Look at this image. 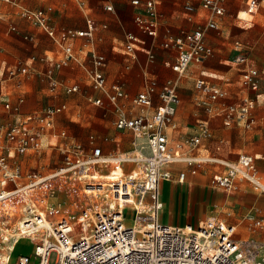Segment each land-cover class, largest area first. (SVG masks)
<instances>
[{
  "label": "built area",
  "instance_id": "built-area-1",
  "mask_svg": "<svg viewBox=\"0 0 264 264\" xmlns=\"http://www.w3.org/2000/svg\"><path fill=\"white\" fill-rule=\"evenodd\" d=\"M197 1L209 12L205 24L161 43L164 48L175 49L170 66L179 76L184 75L191 62H201L212 55V47L203 39L204 31L217 28L214 16L225 10L226 0ZM261 1L264 0H246V12L257 10ZM132 3L143 5V10L134 15L137 27L147 36H155L158 26L155 2L132 0ZM184 8L192 13L195 6L187 2ZM20 14L61 48V59L51 60L45 75L51 90L62 86L53 76V70L77 60L72 41L77 37H92L96 23L88 18L84 29H56L49 24L44 9L21 7ZM10 29L15 30V26ZM126 39L128 52L134 50L135 42L143 43L130 32L126 33ZM235 45L239 52L232 60L240 67L242 86L252 91L253 96L228 103L223 101L227 96L225 90L209 85L201 77L194 84L197 91L206 95V98L196 96L194 103L211 115L220 116L224 125L249 123L251 110L261 95L262 70L250 61L248 47L239 42ZM149 57H153L152 53ZM90 59L91 87L104 91L108 101L117 104L126 93L116 84L106 88L101 71L102 55L92 52ZM26 70L24 65L9 67L7 75L11 78ZM78 88L77 84L63 86L65 92ZM154 94L159 100L155 106ZM88 101L102 103L100 98L91 96ZM217 101L220 104L214 106ZM22 102V97L14 102L8 98L0 102V116L5 113L14 118L0 121V264H264V239L237 237L233 223L218 217L182 225L160 219L163 208L160 182H182L186 175L185 170L173 175L170 166L174 164L187 166L193 174L197 165H219L222 169L208 178L210 187L229 192L241 179L264 195V180L256 156L242 153L229 160L214 154H195L202 139L210 136L208 119L198 120L195 133L182 142L170 141L166 130L175 127L174 115L180 102L175 80L167 79L159 85L147 80L144 89L131 100L140 110L136 115L129 117L116 107L114 126L131 132L130 152L105 154L94 144L93 135L89 136V147L77 141H64V129L53 132V128L65 104L48 105L20 116ZM147 107L152 110L146 111ZM47 133L61 150L59 162L44 170L24 168L21 155L40 149ZM58 138L62 139L58 141ZM116 170L119 172L110 177ZM67 200L77 209L71 218L64 213ZM244 219L258 228L264 225L263 219L253 213H247ZM23 237L30 240L31 253L13 256L18 239Z\"/></svg>",
  "mask_w": 264,
  "mask_h": 264
},
{
  "label": "crops",
  "instance_id": "crops-1",
  "mask_svg": "<svg viewBox=\"0 0 264 264\" xmlns=\"http://www.w3.org/2000/svg\"><path fill=\"white\" fill-rule=\"evenodd\" d=\"M2 1L13 7L17 22L12 19L7 23V17L11 14V11L0 15V102L6 98L14 102L17 97H22L23 102L20 106V116L39 111L43 107L48 106L45 105L37 108L39 104L36 102V88L34 86L35 79L29 80V74L32 75V73H34L37 75L35 78L39 77L40 80L45 81L50 92H54L59 88L63 89V86L72 84H77L79 87L78 90H80L81 88L77 82L70 83L75 77H77V74L80 72V67L85 70L89 82V89L95 91V93H86L87 101L88 96L100 98L102 101L101 104H95L88 101L97 107H88L86 109L87 115H98L100 113L106 115L109 113V116L113 118L111 120L113 126H108V132L106 134L90 132L85 139H76L67 133L65 127L57 125L58 116L68 109L67 103L65 101H60L56 104H51H65V109L55 118L53 132L64 129L66 132L64 141H77L83 143L87 147H89V136L93 135L94 144L99 146L105 154L130 152L133 150L131 132L128 130H119L114 126V120L117 117L116 107L119 106L124 114L129 117L136 115L140 110L132 104L131 100L138 92L144 89L147 80H154L159 85L167 79H173L178 86L180 102L177 105L174 115L175 127H168L166 130L170 141L172 138H176L177 142H182L183 139L195 133L196 122L201 119L209 120L210 136L211 131L216 132L222 130L223 127L227 128L233 126V129L225 131L226 137L228 136L230 139L243 131V128L240 127V125L249 129L252 125V134L256 136L258 141V147L256 148L258 152H240L237 153L235 157H232L234 156L233 152L231 153L232 156L228 155L222 148L223 144L228 143V137L226 140L219 139L216 143L218 148L214 149L209 148V144L206 142L210 136L203 138L202 143L194 150V152L199 155H219L229 160L236 159L237 156L242 153L254 155L256 156L255 161L257 168L264 180V61H262V64L260 65L257 64L253 43L250 41L234 39L238 35V32L232 29V27L229 26V23L226 24L223 18L228 11L229 0H226L225 2V10L223 14L214 16L217 28H206L204 31L203 39L207 45L212 47V55L201 62H191L184 75L180 76L173 71L170 66L175 59V49L171 47L164 48L161 43L170 38L179 36L185 31L192 30L199 25L203 26L205 24L209 17V12L207 9L201 8L197 0H185L182 11L179 8V2L177 0H152L155 2L158 12V26L157 34L155 36L145 35L135 24L134 15L138 11L143 10V5L142 3L140 5H135L132 3V0ZM144 1L147 0H140V2ZM245 1L246 0H242V8L236 10L235 19L248 22L252 20V17L255 16V13H257V10H259L260 7H264V1H261L257 10L252 13L246 12ZM187 2H192L195 6L192 13H188L184 8V4ZM107 6H110L111 8L107 9ZM21 7L46 10L49 24L56 29H84L86 26V19L88 18L96 23V29L92 37H77L72 41L77 60L53 70V76L62 84V86L54 90L50 89L49 80L45 73L49 68L51 60L58 61L61 59V48L56 41L49 37L42 29L33 25L20 14ZM11 16L13 17V14ZM188 16H190V19ZM13 25L15 26V30L10 29ZM128 32L134 34L138 39L143 41V43L135 42L133 44L134 50L132 52H128L125 49V44L127 43L126 33ZM24 35H28V37H24ZM22 39L29 40L33 47L28 56L26 53L22 52V46L24 45ZM236 42L248 47L250 61L255 67L263 72L259 85L261 95L257 98L255 106L251 110L249 123L245 124L243 122H238L231 125H224L220 116L211 115V113H209L203 106H197L194 103L196 96L206 98L205 94H202L195 89L194 84L195 80L201 77L209 85L225 90L227 96L223 101L228 103L240 102L247 96H253L254 93L252 91H249L242 86L240 80V67H238V65L232 60L239 52L235 45ZM262 47L264 49V44ZM231 49H233L234 52H231ZM92 52L104 57L101 71L105 77L106 88L109 89L111 85L116 84L119 85L127 95L125 98L119 99L117 104L109 102L104 91L94 89L90 85L88 70L92 67L90 59V53ZM149 53H152V58L149 57ZM19 57L24 58V60H11ZM17 65L26 66V72L19 73L11 78L8 77L7 69ZM235 70L237 71V74ZM20 75H25L27 80H24L22 77L20 78ZM236 75H238V77H236ZM208 78H213V82L210 83ZM9 81H14L15 86L10 87ZM24 84L31 88L27 97L17 89L20 85L22 86ZM236 87L238 89H235ZM183 95L189 96L196 107V111H194L193 114L197 115V117L193 122H191L192 117L190 114L184 113L181 110L177 111L183 100ZM152 101L153 106L159 102L156 94L153 95ZM213 104L214 106H218L220 102L217 101ZM145 110L151 111L152 107H147ZM84 114L80 126L76 127L77 134L79 135H82L91 125L96 126L92 124L90 120H87ZM13 119L14 118L5 113L0 116V121ZM172 134H174V136H171ZM61 139L62 138H58V141ZM54 145L53 138H51L50 133H47L43 137L42 147ZM236 146H238L237 142L233 141L232 148ZM21 161L23 165L24 157L22 155ZM175 165L183 164H174L170 166L173 175H177L179 170H185L186 175L182 182L176 180L160 182L161 198L163 201V208L160 212V217L161 214H166L169 217L167 220L162 219V222L180 225L185 223L196 224L208 217H218L236 225L237 237H253L259 240L264 239V225L262 228H258L250 225L248 221L244 219L247 213H253L256 217H261L264 222V195L258 194L257 192H254L253 194L248 190L243 189L242 184L244 182L241 179L237 180L236 187L232 189H237L238 191L231 196L228 194L232 190L224 192L221 189L210 187L208 185V178L214 171L222 169L219 165L210 163L197 165V171L194 174L191 173L185 165H183L186 167L185 169L179 168L176 171ZM95 173L98 174L96 171ZM208 187L212 188V190ZM165 191H167V195ZM201 205H205V207L201 208ZM208 205L217 207L231 205V209L226 211L225 216L218 213L217 215H212L208 213ZM212 210L213 209L210 211ZM232 211L241 212L240 219H228V216L231 215ZM202 214H204L203 218L201 217Z\"/></svg>",
  "mask_w": 264,
  "mask_h": 264
},
{
  "label": "rangeland",
  "instance_id": "rangeland-1",
  "mask_svg": "<svg viewBox=\"0 0 264 264\" xmlns=\"http://www.w3.org/2000/svg\"><path fill=\"white\" fill-rule=\"evenodd\" d=\"M179 2V8L182 11L183 3L185 0H177ZM243 2L242 0H229V7L228 11L223 16L224 21L229 23V26L232 27V29L236 30L238 32V35L234 39H239L241 41H250L254 44V55L256 57V62L258 65L262 64L261 62L264 61V49L262 45L264 44V7H260L259 10H257V13H255V16L252 17V20L246 22L243 20H237L235 19V13L238 8H242ZM11 11V14L7 17V23L13 19V21L17 22V17L15 13L13 12V7L10 6L8 3L0 0V15H3V13ZM13 14V17L11 16ZM6 23V25H7ZM224 24V23H223ZM5 25V26H6ZM223 28V25H222ZM24 45L22 46V52L26 53L27 56L30 54L31 50L33 49L31 42L29 40H24ZM231 52H234L233 49H231ZM48 53V52H47ZM211 58V57H210ZM12 61H23L24 58H13ZM80 72L77 74V77H75L70 83L77 82L80 86V90L78 91H72V92H64L62 88L57 89L54 92H50L45 81H42L39 79V77L35 78L37 75L32 73V75L29 74L28 79L34 80L35 79V94H36V102L39 104L37 108L43 107L45 105H51L56 104L60 101H65L67 103L68 109L64 111L63 114H60L58 116V126H63L66 128L67 133L71 136L75 137L76 139H85L88 135V133L92 132H99L106 134L108 132V126H113V123L111 118L109 116V113L106 115H102V113L96 115L92 114L91 116L87 115L86 109L88 107H97L96 105L90 103L86 99V93L87 92H93L89 89V82L85 73V70L80 68ZM236 74L237 71L235 70ZM20 78L22 77L24 80L26 79L25 75H20ZM238 77V75H236ZM17 79V78H16ZM210 83L213 82V78H208ZM194 82V81H193ZM10 87L15 86L14 81H9ZM238 85V84H237ZM19 91L23 93L26 97L28 92H30L31 88L27 85H20ZM235 89H238L237 87ZM97 93V92H96ZM183 111L184 113L190 114L191 122L194 121V119L197 117V115H194L193 112L196 111V107L194 106L193 102L191 101L189 96L183 95V100L180 103L177 111ZM85 113V114H84ZM83 114L85 115V118L87 120H90V122L96 126L91 125L84 131L82 135L77 134L76 127L80 126V122L83 118ZM240 127L243 128V131L235 135L233 137H228L229 141L228 143L223 144L224 151L232 156V152L234 153L232 157H235L237 153L240 152H258L256 148L258 147V141L256 139V136L252 134V125L250 126V129L247 127H244L240 125ZM99 128V129H95ZM234 127H223L222 130L219 131H211V136L209 139H207V144H209V148L217 149L218 146L216 143L219 141V139H227L226 132L228 130L233 129ZM186 129V128H184ZM171 136H174L172 134ZM233 139V140H232ZM237 142L236 147L232 148V142ZM172 143H177L176 138L171 139ZM203 151V150H202ZM24 157L23 166L24 168H36L39 170H44L49 167L54 166L57 164L62 156L61 150L58 148L57 145L54 146H44L40 149H37L35 151H30L28 153H25L22 155ZM175 170L177 171L179 168H186L183 165H175ZM205 167V166H202ZM243 189L248 190L249 192L253 193L251 185L243 180ZM193 185V184H192ZM209 188V187H208ZM212 190V188H209ZM237 189L232 190L228 195H233ZM166 195H167V191ZM225 194V193H223ZM226 195V194H225ZM235 202V201H233ZM205 205H201V208H204ZM208 213L212 215L220 214L222 216L226 215V211L231 209V205H223L222 207L217 206H207ZM213 209L212 211H210ZM213 212V213H211ZM64 213H68V217H74L77 214V209L72 207V204L66 201V204L64 203ZM241 212L232 211L231 215L228 216V219L234 220V219H240ZM127 216H130V212L127 213ZM201 217H204V214L201 215ZM160 219L167 220L169 219L168 215L161 214ZM131 220V219H130ZM127 222H129V219H127ZM32 251V245L30 243L29 239H18L17 244L15 245V252L13 256H15L17 253L22 254H29ZM14 258V257H13Z\"/></svg>",
  "mask_w": 264,
  "mask_h": 264
},
{
  "label": "bare ground",
  "instance_id": "bare-ground-1",
  "mask_svg": "<svg viewBox=\"0 0 264 264\" xmlns=\"http://www.w3.org/2000/svg\"><path fill=\"white\" fill-rule=\"evenodd\" d=\"M241 13H243V12H241ZM244 15V14H243ZM245 17V16H244ZM119 171H114L113 173H112V175H109L110 177H113V175H116L117 173H118ZM94 175L95 176H97V174L94 172ZM25 237H23V238H20V239H24ZM26 239H28V238H26Z\"/></svg>",
  "mask_w": 264,
  "mask_h": 264
}]
</instances>
